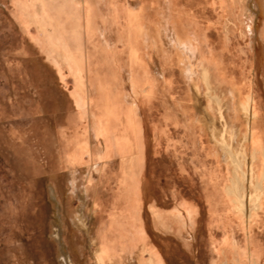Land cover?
<instances>
[{
	"label": "rangeland",
	"instance_id": "rangeland-1",
	"mask_svg": "<svg viewBox=\"0 0 264 264\" xmlns=\"http://www.w3.org/2000/svg\"><path fill=\"white\" fill-rule=\"evenodd\" d=\"M228 2L222 1V6ZM231 2L235 12L225 8L220 15L205 0H0V264H69L58 252L61 234L74 264H99L97 246L104 242L111 251L116 250L118 233L125 232L134 208L140 203L143 206L141 197L158 189L156 178L171 173L175 179L183 169L190 180L198 176V164L202 167L199 176L208 179L214 178L213 165L218 164V178L229 182L225 200L233 206L237 219L245 217L243 211L248 209L245 227L247 218L249 221L258 210L252 206L260 187L255 174L246 182L254 167L248 154L239 152L246 149L247 132L242 129L249 127V120L254 133L264 129V67L259 62V35H264L259 7L264 0ZM228 20L231 32H224ZM216 21L218 28L213 25ZM170 31L179 32L181 37L197 32L204 46L218 54V35H229L230 43H223L228 51L221 54L230 65L223 66L220 75L226 81L227 73L242 74L237 87L244 104L235 137L230 130L234 120L224 127L213 118L205 126L197 118L196 113L202 111L198 107L195 111L197 98L187 71V56L178 46H174L176 52L164 46V36ZM63 49L67 57H63ZM67 60L81 67L79 90L75 75L62 69ZM198 89L204 103V97L211 99L214 94L211 91L208 96L206 87ZM79 98L85 99V108ZM93 116L108 122L107 143L121 136L118 146H112L107 155L103 139L95 135ZM222 132L226 148L231 146L237 153L239 167L226 148L216 146L221 144ZM80 139L86 142L85 152ZM258 140L255 137L250 142L253 151L261 144ZM207 141L214 150H208ZM102 150L104 155L99 154ZM96 155L99 159L92 160ZM85 156L89 168L82 164ZM98 167L99 179L94 170ZM86 176L91 178L86 181ZM97 180L103 184L101 199L92 203L83 190L85 184L94 186ZM122 180L129 182L126 192L119 185ZM51 185L58 188L62 203L56 216V207L48 198ZM188 189V202L205 211L206 202L195 198L196 185ZM263 192L262 188L260 208ZM245 195L248 208L241 204ZM191 204L182 202L175 209L186 210L193 219ZM223 205L226 207L221 195L214 202L208 201V208L223 210ZM240 233L237 230L236 236ZM211 235L219 238L220 227ZM132 246L136 250V241ZM221 248L226 254L236 252L234 263L243 264L238 246L226 231ZM257 254L254 251L251 260L264 264V258ZM154 255L156 263L163 264L160 256Z\"/></svg>",
	"mask_w": 264,
	"mask_h": 264
},
{
	"label": "crops",
	"instance_id": "crops-1",
	"mask_svg": "<svg viewBox=\"0 0 264 264\" xmlns=\"http://www.w3.org/2000/svg\"><path fill=\"white\" fill-rule=\"evenodd\" d=\"M222 1L224 2V0H211V6L215 12H218L220 8H222ZM217 21H220V16H218ZM217 24H219V22H217ZM54 38L58 39L59 35H54ZM63 52L66 53V49L62 51V54ZM78 66L79 65L73 63V67L71 68L68 63H65V66L62 69L71 71L78 82V79L82 80V71H80ZM108 116L109 119L112 118V110L108 112ZM96 118L99 120L97 116ZM107 123L108 122H101V120L98 122V124L103 127V130ZM111 148L112 146L108 144L106 151L110 152ZM104 149L105 147H103V150ZM103 150L100 151L99 154H101ZM89 151L90 153L93 152L91 148H89ZM86 158L87 157L85 156L82 164L85 166L88 165L89 168L91 166ZM197 167L198 176L193 179L190 178L193 182H190L189 177L183 169L179 172L180 176L175 179L170 177L172 176L171 173L163 178H156L154 183L157 185L158 189L156 190L155 188L149 190L145 196L141 197L140 195L143 206L141 207L140 203L138 207L134 208V215L131 217V222H128L129 225H126L125 232L118 233L116 250L111 251L108 243L104 242L97 246V263L130 264L136 259V264H157L156 256L154 254H158L160 256V262L162 261L163 264H220L221 261H225L227 264H235L234 262L236 260L234 261V259H236V252L232 255L230 251L226 254L221 250V241L225 231L226 234H229L230 237L233 238L234 243L238 246L243 264H256L251 260V255L254 251L259 254V257L264 258V192L262 195L263 207L250 215V230L248 231L247 224L245 227L243 224L245 217L237 219L238 216L233 209H227L224 205L223 210L212 207L208 208V201L211 200L214 202V200L219 199V195H221L222 200L226 197L224 192L226 190V184L229 182L228 180L225 181L221 178H201L199 173L202 167L199 166V164ZM215 168L216 172L220 174L218 164ZM99 169L100 167L94 169L97 173L98 179L101 176L99 175ZM86 177V181H88L90 176ZM98 181L99 180L96 181L94 186H92V183L90 185L91 187L89 184H85L83 190V195L88 197V199L90 198L92 203L101 199L99 197V191L102 190L103 184H99ZM262 182L264 190V176ZM128 183L129 182H127V185ZM190 185H196L197 193L195 194V198H200L206 202L205 211L199 210L195 205L188 202V188ZM121 186L123 188L125 187L124 185ZM126 189L127 186L124 188L125 192L127 191ZM55 190L57 191V201H59L60 205L59 209H61L62 203L60 202V192L58 188H55ZM125 200L128 201L127 198H125ZM159 200H164L169 204L163 205ZM182 202H185V204H191L193 207V213L191 214L193 216L192 221L189 220V214L186 210L182 208L179 210L175 209V206H179ZM151 204L155 207L152 208ZM139 208L141 209L139 210ZM95 212H97V210H95ZM146 218H148V222H145ZM162 218H164V220ZM198 218L200 221H198ZM108 223L110 224V221ZM218 226L221 230V236L216 239L211 235V232H213V229ZM237 230L241 232V235L236 236ZM247 233L249 234L248 236ZM133 241H136L138 244L134 251L132 246ZM262 261H264V259H262ZM225 262L224 264H226ZM71 263L73 264L72 260Z\"/></svg>",
	"mask_w": 264,
	"mask_h": 264
},
{
	"label": "bare ground",
	"instance_id": "bare-ground-1",
	"mask_svg": "<svg viewBox=\"0 0 264 264\" xmlns=\"http://www.w3.org/2000/svg\"><path fill=\"white\" fill-rule=\"evenodd\" d=\"M160 1V0H159ZM206 3H210L211 4V0H205ZM236 1V0H234ZM175 2V1H174ZM230 2V3H229ZM228 4L224 7L222 6V8H220L219 10V13L220 15H222V13L225 11L224 9L227 8V9H230L232 8L233 9V13L235 12L234 8H235V4H233L231 2V0H229ZM254 3V2H253ZM170 4V3H169ZM255 4V3H254ZM262 7L258 6L259 7V12L262 14V17L264 16V3L261 4ZM171 6V5H170ZM175 6V5H173ZM176 7V6H175ZM252 9V8H251ZM174 10V9H173ZM181 10V9H180ZM253 10V9H252ZM183 11V10H181ZM232 12V11H231ZM178 13V12H177ZM182 14V12H180ZM230 13V12H229ZM256 13H258V10H256ZM185 14V13H184ZM247 14V13H246ZM171 15V14H170ZM153 16V15H152ZM182 16V15H181ZM180 16V17H181ZM251 16V15H250ZM192 17V16H191ZM151 18V17H150ZM154 18V16L152 17V19ZM156 18V17H155ZM157 19V18H156ZM194 19V18H193ZM227 19V18H226ZM240 19V18H239ZM263 19V18H261ZM196 20V19H195ZM154 21V20H153ZM197 21V20H196ZM195 21V22H196ZM156 22V21H155ZM176 22V21H175ZM188 22V21H187ZM194 22V21H192ZM191 22V23H192ZM190 23V22H189ZM190 23V24H191ZM196 24V23H195ZM216 24V25H215ZM230 24L231 22L228 20V22L225 23L224 25V29L225 31L224 32H229L230 31ZM168 25V23H167ZM178 25V24H177ZM176 25V26H177ZM209 25V24H207ZM214 27L218 28L217 27V23H213ZM193 26V25H191ZM183 28V27H182ZM249 28V27H248ZM221 29V28H220ZM194 30V29H193ZM222 30V29H221ZM264 30V29H263ZM174 31V30H173ZM184 32V31H183ZM220 33L218 36H219V45L224 48L223 50H221L222 48L219 47V54L212 51L211 49H209V46L206 48L204 46V42H202V39H200L197 35V32L194 33V34H191V35H184L181 37V35L179 34V32H167L166 33V36H164V46H166L167 48H169V50H172V51H175V48L174 46H178L180 48V50H182V52H184V55L186 57V61L187 64H188V72H189V75H191V78L188 76L187 79H191L192 80V88H193V91L195 93V96L197 98V104L195 102V104L197 105L195 107V111H196V108H200L201 109V113H196L197 115V118L203 123V125L205 126H208L210 123V120H212L213 118L216 119L217 122H220L224 127H228L229 124L232 123V121L234 120L236 122V124L234 125H231L232 127L230 128V130L232 131V137H235V133L237 132L238 127L236 130H235V126H237V122H238V118L241 117V114H240V111H241V108H242V104L244 103H241L240 101V92L238 91V87L240 88V86L238 85V79H240L242 77V74L241 75H237V76H230L229 73H227V76H228V80L224 81L222 76L220 75V72H221V68L223 66H229L230 63L228 62V59H226V61L224 60V58L222 57V54L221 53H224L226 51H228V47H224L223 46V43L227 46V44L225 43V41H228L230 43V39H229V35H226L227 33ZM231 32V31H230ZM241 32V31H240ZM159 33V32H158ZM201 33V32H200ZM187 34V33H186ZM158 35V34H157ZM156 35V36H157ZM202 35H205V34H202ZM262 35V34H261ZM259 35V41H260V45H261V48H262V52L260 53V57H259V62L260 64L264 67V35L261 36ZM200 36V34H199ZM35 37V36H34ZM159 37V36H158ZM204 37V36H203ZM202 37V38H203ZM36 39V38H35ZM43 39V38H42ZM38 40V39H37ZM204 41V40H203ZM52 42V40H51ZM46 43V42H45ZM208 43V42H207ZM47 44V43H46ZM52 44V43H50ZM161 44V43H160ZM209 44V43H208ZM43 45V44H42ZM49 45V44H48ZM47 45V46H48ZM163 46V47H164ZM40 47V46H39ZM62 47V46H61ZM174 48V49H173ZM252 48V47H251ZM42 49V48H41ZM166 49V48H165ZM213 49V48H212ZM43 50V49H42ZM65 50V49H63ZM61 50V52L63 51ZM177 50V49H176ZM44 51V50H43ZM46 51V50H45ZM44 51V52H45ZM217 51V50H216ZM47 52V51H46ZM176 52V51H175ZM205 53V54H204ZM63 57H67V53L63 52ZM169 54V52H168ZM230 55H232V53H230ZM180 56V55H179ZM259 56V55H258ZM69 58V57H68ZM70 58H72L70 56ZM188 58V60H187ZM180 60V59H179ZM182 60V59H181ZM180 60V61H181ZM66 63L69 64V66L72 68L73 67V62L70 60H67ZM229 64V65H228ZM80 68V71H81V67L78 66ZM187 69V67H186ZM185 69V70H186ZM203 71H208L207 73L204 72L205 75H203ZM186 72V71H185ZM210 74V75H209ZM79 76V74H78ZM186 76V75H185ZM184 76V77H185ZM238 77V78H237ZM189 79V80H190ZM78 79V82H77V89L78 87H80L79 85H81L82 83V80ZM188 80V81H189ZM187 81V82H188ZM188 84V83H187ZM191 84V83H190ZM238 86V87H237ZM188 87V86H187ZM199 87L203 88V87H206L207 88V95L209 96L211 93V91L214 93L213 96L210 98H205V101L207 103H204L201 101V99H199ZM75 88V89H76ZM189 88V87H188ZM187 88V89H188ZM191 88V87H190ZM242 90L241 92H243L244 90L243 89H247V85L245 87H241ZM79 90V89H78ZM203 92V91H201ZM246 95V94H245ZM78 96V95H77ZM81 98V97H80ZM77 99L79 100V104L81 105V107L84 106L85 108V104L86 102L84 100H81V99ZM195 99V98H194ZM203 99V98H202ZM76 100V99H75ZM89 101V100H88ZM90 102V101H89ZM106 102V101H104ZM103 102V103H104ZM194 102V100H193ZM105 104V103H104ZM73 105V104H71ZM87 106V105H86ZM80 107V108H81ZM75 108V107H74ZM83 108V109H84ZM249 108V106H248ZM247 108V113H249V110ZM82 110L80 109V112ZM171 111V110H170ZM83 112V111H82ZM87 112V111H86ZM86 112H85V115H86ZM175 113V112H174ZM208 113V114H207ZM211 115H210V114ZM84 114V113H83ZM81 114V116L83 115ZM89 115V114H88ZM174 115V114H173ZM180 115V114H179ZM87 116V115H86ZM239 116V117H238ZM91 118V117H90ZM197 119V120H198ZM87 122V121H86ZM98 122H100V120H98L96 118V116H93V123H94V128H95V135L96 136H99L101 139H103V147H105V150L104 152H106V155H107V145H111V146H118V142L120 140V135L118 136H115L113 141L112 142H106V138H105V132L107 130L108 127L105 126L104 130H103V127L101 125L98 124ZM92 123V122H91ZM257 123V122H256ZM84 124V123H83ZM82 124V125H83ZM249 127L247 125V127L243 128L242 130H246L247 132V135H246V149L248 150V153H247V150H243V151H240L239 153L241 155H244L246 156L248 154V161H250L253 165L254 168H252V171L251 173H249L247 175V178H246V182H249V179L253 178V175L255 174V177H256V184H257V188H259L260 192L257 194L256 198H255V202H253V208L256 210V209H259V203L258 201L260 200V195H261V191H262V188H263V170H264V151H263V148H264V129H262L261 127L258 128V131H259V134H256L254 133L253 131H251L250 129V125H251V120H249ZM258 124V123H257ZM87 125V124H86ZM124 125H127V121L125 120L124 122ZM256 125V124H255ZM262 125V124H261ZM88 126V125H87ZM252 126V125H251ZM126 127V126H125ZM124 127V128H125ZM263 127V126H262ZM87 130V129H86ZM91 130V129H90ZM94 130V129H93ZM109 131V130H108ZM87 132V131H85ZM92 132V131H91ZM86 134V133H85ZM77 135V134H76ZM75 135V136H76ZM107 135V134H106ZM81 137V136H80ZM257 137V139H259L258 141H260L259 143V147H257L254 151L252 150L251 146H250V142L252 141L253 138ZM99 139V138H98ZM105 139V140H104ZM81 142L83 143V145L85 146L84 148V152H85V149H86V142L84 141V139H80ZM219 141H220V145H217V147H219L221 150H224V148H226V144H225V137H224V133L222 132L219 136ZM202 143V142H201ZM93 145V144H92ZM214 145V144H213ZM224 148H222V146ZM244 145V144H243ZM208 146V150L212 151V149L214 150V146H212L211 144H209V142L207 141V145ZM202 147V145H201ZM244 147V146H243ZM203 148V147H202ZM262 148V149H261ZM206 149V148H205ZM87 151V150H86ZM204 151V149H203ZM226 152H228V156L229 158L231 159V161L233 162V164H235L237 167H239V159L236 157V154L237 153H234L233 151H231V146L230 147H227L225 149ZM215 152L216 149H215ZM97 154V153H96ZM104 155V153H102ZM98 156L96 155V157H91V159L94 161H97L99 158H97ZM101 157V156H99ZM262 157H263V160H262ZM246 159V158H245ZM244 161V160H243ZM242 162V161H241ZM223 165H225L226 167L228 166L226 163H223ZM214 168L213 170H215L213 172L214 174V178H218L219 174L216 173V169H215V164L213 165ZM241 169V168H240ZM242 171V169H241ZM209 172L211 173V171L209 170ZM123 173V172H122ZM236 174V173H235ZM233 175V177L237 180V175ZM262 174V175H261ZM211 175V174H210ZM216 178V179H217ZM237 184L238 182H234L233 184ZM252 183V182H251ZM248 184V183H247ZM119 185H124L125 187L127 186V188H129V183L127 185V182L126 181H119ZM234 186V185H233ZM256 186V185H255ZM124 187V188H125ZM133 187V186H132ZM121 188H123L121 186ZM123 188V189H124ZM238 189V188H237ZM127 190V189H126ZM229 190V189H228ZM227 191V190H226ZM228 192V191H227ZM48 193H49V196L50 198L52 199L53 203H54V208L56 207V215H58V209L60 208V205H59V201H57V196H56V191L55 189L52 187L49 186V189H48ZM240 195V194H239ZM50 199V200H51ZM247 195H245L244 197V200L241 201V204H243L244 206L247 207V205H245L246 203H248V200H247ZM230 200V199H229ZM225 205H226V208L230 209V206L231 208L233 209V206L230 204H227L225 198L223 199ZM55 202H56V206H55ZM231 202V200H230ZM263 203V202H262ZM248 208V207H247ZM237 209V208H236ZM179 210V208L177 209ZM244 214H245V217H247V213H248V209L245 208V211H243ZM158 213V212H157ZM162 215V214H161ZM157 216V214H156ZM189 216V220L192 221V218ZM156 218V217H155ZM188 218V217H187ZM160 219V217H159ZM164 220V218H162ZM161 219V220H162ZM177 219V218H176ZM60 220V219H59ZM178 220V219H177ZM182 220V219H181ZM57 223H58V220L56 219L55 220ZM158 221V219H157ZM247 223L249 222L248 221V218H247ZM160 222V221H159ZM166 222V221H165ZM161 223V222H160ZM163 223V222H162ZM191 223V222H189ZM193 223V222H192ZM246 223V224H247ZM185 224V223H184ZM244 224V222H243ZM249 224V223H248ZM111 225V224H110ZM192 225V224H191ZM199 225V224H198ZM190 226V225H189ZM63 227V226H62ZM181 228V227H180ZM179 228V229H180ZM193 228V227H192ZM196 228V227H194ZM203 229V228H202ZM249 230V229H247ZM62 232H63V228H62ZM58 246H59V254L61 255V257H64V260L65 258L68 259V263L69 264H72L71 263V260H70V256L68 254V250H67V247L65 245V242H64V239H63V234H61V239L59 238L58 239ZM233 247V246H232ZM236 247V246H235ZM233 249V248H232ZM236 250V249H235ZM237 251V250H236ZM234 252V251H233ZM104 253V252H102ZM232 253V252H231ZM239 256V255H238ZM97 257V256H96ZM73 260V259H72ZM140 260V259H139ZM99 262V261H98ZM137 260L134 259L130 264H136ZM74 264V263H73ZM101 264V263H100ZM161 264V263H160Z\"/></svg>",
	"mask_w": 264,
	"mask_h": 264
}]
</instances>
